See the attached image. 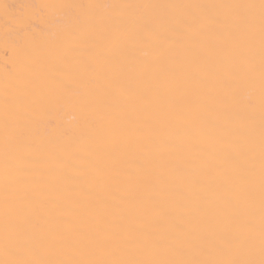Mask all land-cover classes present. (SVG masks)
<instances>
[{"label":"bare ground","instance_id":"obj_1","mask_svg":"<svg viewBox=\"0 0 264 264\" xmlns=\"http://www.w3.org/2000/svg\"><path fill=\"white\" fill-rule=\"evenodd\" d=\"M260 66L259 0H0V260L7 196L22 259L259 261Z\"/></svg>","mask_w":264,"mask_h":264},{"label":"snow or ice","instance_id":"obj_2","mask_svg":"<svg viewBox=\"0 0 264 264\" xmlns=\"http://www.w3.org/2000/svg\"><path fill=\"white\" fill-rule=\"evenodd\" d=\"M55 7L71 8L73 5H58ZM91 7V6H90ZM186 7H209V6H186ZM213 7H228V8H254L255 5H221ZM260 8V25H261V101L262 108H264V0H259ZM246 22H251L249 17L243 18ZM5 139V172L7 174L10 167L11 160V147L14 141L19 139V134L11 129L7 122L4 129ZM262 207H261V258L256 260H159V261H135V260H87V261H45L40 259H22L19 258L21 248H26L29 244L30 237L26 234L19 233L15 226L12 224V220L18 209L14 202L5 197L3 205L4 213V235H3V251L6 257L4 260H0V264H264V115H262ZM249 229L254 230V225L249 224Z\"/></svg>","mask_w":264,"mask_h":264}]
</instances>
